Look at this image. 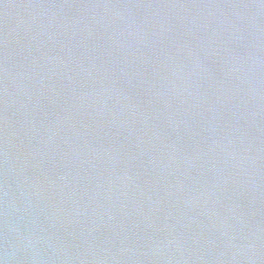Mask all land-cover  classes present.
<instances>
[{"label": "water", "instance_id": "obj_1", "mask_svg": "<svg viewBox=\"0 0 264 264\" xmlns=\"http://www.w3.org/2000/svg\"><path fill=\"white\" fill-rule=\"evenodd\" d=\"M0 264H239L99 0H0Z\"/></svg>", "mask_w": 264, "mask_h": 264}]
</instances>
